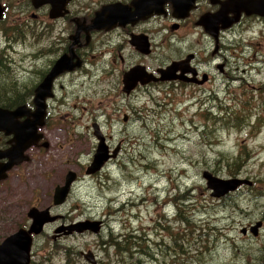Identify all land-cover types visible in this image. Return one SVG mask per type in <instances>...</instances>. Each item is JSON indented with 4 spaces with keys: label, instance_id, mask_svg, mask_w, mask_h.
<instances>
[{
    "label": "rangeland",
    "instance_id": "1",
    "mask_svg": "<svg viewBox=\"0 0 264 264\" xmlns=\"http://www.w3.org/2000/svg\"><path fill=\"white\" fill-rule=\"evenodd\" d=\"M54 35L14 33L16 52L1 50L0 75L20 76L16 90H32L56 52ZM222 41L235 54L229 73L215 68L205 93H169L159 99V107L148 101L157 112L136 111L146 99L127 98L120 86L112 91L95 78L69 77L58 94L61 104L54 102L57 120L45 130L50 149L31 151L30 160L0 187V243L24 226L21 220L25 223L35 198L47 203L45 194L73 171L77 180L63 204L51 201L54 219L34 238L30 264H92L85 253L96 264H121L122 258L126 264H264V19L245 20ZM3 43L0 34L1 48ZM100 57L91 61L94 71L103 64ZM12 80L0 77V92L11 89ZM107 91H112L109 98ZM124 113L131 117L126 123ZM94 119L103 124L112 148L122 146L119 157L88 175L96 149ZM203 171L252 184L218 199L210 195ZM86 220L99 224L69 232L70 225ZM258 220L257 236L241 234L243 226ZM131 230L144 239L132 237L137 247L116 254L113 239L122 241Z\"/></svg>",
    "mask_w": 264,
    "mask_h": 264
},
{
    "label": "flooded vegetation",
    "instance_id": "2",
    "mask_svg": "<svg viewBox=\"0 0 264 264\" xmlns=\"http://www.w3.org/2000/svg\"><path fill=\"white\" fill-rule=\"evenodd\" d=\"M226 1L228 0H193L188 12L183 16L181 14L183 13L181 12L182 8L175 9L170 0H63L64 5L55 12L57 15H51L53 7L50 2L37 5L33 0H0V34L5 39L4 46L0 47V52L1 50L6 52L8 49L15 50L14 38H10L14 33L32 34L36 30H42V32L50 33V35L55 34L50 40L53 47L56 46V52L50 53V65L46 72L51 70L56 60L62 55L71 56L73 63L79 62V65L72 70L62 71L52 79L50 97L46 99L43 124L36 130V134H40L41 137L31 141L30 145L23 150L21 156L26 159L6 171L5 177L0 180V187L7 182L12 170L20 169L30 160L31 151L41 152L45 148L50 149V139H48L45 130L52 127L51 121L57 120L52 117L54 112L59 113V110L54 109V102L61 104L58 100V94L65 88L66 80L69 77L77 75L82 77V80L86 77L90 81L95 78L96 81L104 82L106 87L112 91L115 85L120 86L125 97L138 96L141 99H146L143 101V105L138 106L136 110L140 113H146L157 112V110L150 108L147 102L150 101L151 104L154 103L156 107H159L162 105L159 99L163 95L169 93L177 95L184 92L189 96L196 91L205 93L206 87L215 80V68L220 74L226 76L229 73V70L227 71L228 61L235 57V54H232L224 46L223 37L231 30L234 31L245 20L261 22L264 19V15L246 14L242 10L233 23L225 28H222L220 24L216 32L209 30L200 23L202 16L217 12L222 3ZM116 4L126 9L129 16L117 19L116 23L107 29L90 27L97 12L105 6ZM227 17L229 19L230 17L235 18L236 15L233 11H229ZM210 45L212 49L208 51ZM167 48L170 49L168 54L166 53ZM97 55H101L103 64L98 67L94 66V71L91 61L95 62ZM5 56L10 57L11 62H15L10 54L5 53ZM215 58L218 60L212 64ZM169 66H174V70L171 77L168 78L163 71ZM135 67L141 69L144 77L135 81L126 91L124 89V75ZM0 77L4 80L8 78L15 81L11 89L3 88V91L0 92L2 93L0 99H4L0 103V108L14 110L24 106L26 113L17 116L16 120L19 122L25 120L35 108L33 97L35 87L39 83L35 84L32 90L26 87L25 91L20 92L16 90L18 89L16 86L17 79L20 76L1 74ZM113 83L115 84L112 85ZM187 89L190 90L185 91ZM112 91L106 92L107 98L111 96L108 93ZM115 100L113 99L111 103ZM125 113L123 114V122L126 123L130 115ZM134 114H136L135 111L132 115ZM92 127L94 142H96L95 148L99 140L94 135V127L97 129L98 135L102 136L108 153L111 152L114 147H111L106 133H103V124L94 119ZM123 130L127 131L126 128ZM13 137L11 132L0 131V151L12 147L14 144ZM121 146V142L115 146L118 148V157ZM6 160V158H0V165ZM74 183L71 184V187ZM53 191L45 194L47 198L45 204L40 198H35V201L29 204L28 211L31 208L50 211ZM69 193L70 190L65 201ZM28 211L25 215V223L23 219L21 220L24 226L19 228L28 229L31 225L32 219L28 215ZM260 222L262 224V221ZM250 226L251 224L243 229L247 230ZM37 234H30L33 242ZM247 234L248 232H245L244 235Z\"/></svg>",
    "mask_w": 264,
    "mask_h": 264
},
{
    "label": "water",
    "instance_id": "3",
    "mask_svg": "<svg viewBox=\"0 0 264 264\" xmlns=\"http://www.w3.org/2000/svg\"><path fill=\"white\" fill-rule=\"evenodd\" d=\"M37 5L48 3L52 4V14L57 15L55 12L57 9L64 5L63 0H33ZM175 9L182 8L181 14L186 15L188 9L191 7L193 0H170ZM245 11L246 14H259L264 15V0H228L222 3L220 9L215 13L206 14L201 17L200 23L206 28L212 31H217L219 25L222 28L228 27L235 19L238 18L240 11ZM233 11L236 17H227L228 12ZM129 16L128 11L123 9L121 5H111L103 7L96 13L92 20L90 27L95 28H110L117 19L126 18ZM228 21V22H227ZM121 23V22H120ZM79 62H72V57L69 55H62L59 57L51 70L46 73L42 81L35 87L33 102L34 110L31 111L27 118L21 122L17 121V116H22L26 113L25 107H17L14 110H8L0 108V131L6 133H13L14 144L12 147L0 151V158H6V162L0 165V180L5 177L6 171L11 169L14 165L20 161L25 160L21 154L31 141L40 138V134H36V130L43 124V118L46 113V99L50 97V85L52 79L60 72L65 70H72L75 66H78ZM174 67L169 66L163 71L164 75L168 78L171 77ZM144 74L141 69L135 67L127 71L124 75L123 81L126 91H128L130 85H132L138 79H142ZM94 135L98 138L99 143L96 147L93 155L92 162L87 168V173L96 172L102 165L110 158L115 157L118 148L114 149L112 153H108V148L103 142L102 136L98 135L96 127H94ZM98 135V136H97ZM203 178L206 179V186L211 190L210 195L213 197H222L232 191H235L241 185H251V181L240 177L220 178L209 171L203 172ZM76 173L69 171L65 177V184L63 186H56L54 190V204H60L64 201L71 183L75 180ZM28 215L32 219V223L28 229L19 228L15 232L6 236L0 243V264H29L31 260L30 250L32 245L31 233H39L42 230L43 225L52 221L54 218L49 215L48 209L38 210L31 208L28 211ZM99 224V221L86 220L83 222L75 223L68 227L69 232H72L71 227L78 232L84 230H90L94 225ZM86 225V226H85ZM82 226V227H81ZM261 226V222L257 221L250 227L252 235H258V229ZM71 229V230H70ZM243 233L246 229L241 230ZM85 258L95 264L92 254H85Z\"/></svg>",
    "mask_w": 264,
    "mask_h": 264
},
{
    "label": "trees",
    "instance_id": "4",
    "mask_svg": "<svg viewBox=\"0 0 264 264\" xmlns=\"http://www.w3.org/2000/svg\"><path fill=\"white\" fill-rule=\"evenodd\" d=\"M4 101V99L2 98V99H0V103H2ZM186 220L187 219H183V221L184 222H186ZM132 231V230H131ZM129 232L130 234H126V235H124L123 237H122V241H115V240H113L112 242H114L113 244H114V246H115V252H116V254H118V255H126V251H127V249H129L131 246H133L132 248H134V246H137V244H138V242H136V241H134L133 242V244H132V241H131V238L133 237L134 239H136V238H138L137 240L138 241H140V239H144V238H141L140 236H136L135 234H134V232L132 231V232ZM110 234V233H109ZM108 234V235H109ZM114 237L110 234L109 235V240H111V239H113ZM104 243L105 244H107L108 242H105L104 241ZM110 244V243H109ZM123 247V248H122ZM142 252H144V251H142ZM144 253H146V254H149V252H144ZM122 261H123V263H122V261H121V264H126V262H125V260H124V258H122L121 259Z\"/></svg>",
    "mask_w": 264,
    "mask_h": 264
},
{
    "label": "bare ground",
    "instance_id": "5",
    "mask_svg": "<svg viewBox=\"0 0 264 264\" xmlns=\"http://www.w3.org/2000/svg\"><path fill=\"white\" fill-rule=\"evenodd\" d=\"M174 201V200H173ZM114 240V239H113ZM111 242V241H110ZM113 243V242H112ZM137 247V246H136ZM129 252V251H128ZM132 253V252H131Z\"/></svg>",
    "mask_w": 264,
    "mask_h": 264
}]
</instances>
